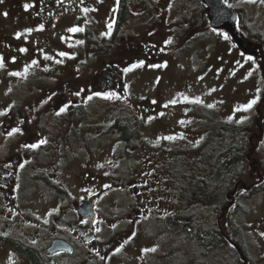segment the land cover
<instances>
[{
  "label": "flooded vegetation",
  "instance_id": "flooded-vegetation-1",
  "mask_svg": "<svg viewBox=\"0 0 264 264\" xmlns=\"http://www.w3.org/2000/svg\"><path fill=\"white\" fill-rule=\"evenodd\" d=\"M106 1L0 4V264H264V18L251 21L244 6L231 4L233 35L215 28L255 73L247 105L257 103L238 120L203 115L195 157L186 161L192 147L180 140L169 148L147 145L162 111L128 95L140 70L165 56L159 33L140 39L134 29L137 9L149 10L151 2L132 0L123 20L122 0ZM169 2L176 4L160 6ZM74 27L83 31L71 33ZM33 61L26 77L9 74ZM138 63L144 66L133 68ZM14 129L20 131L10 136ZM230 132L241 143L225 157L221 140ZM40 141L46 143L35 150L25 147ZM231 158L239 171L209 195L215 164ZM172 219L190 227L173 230ZM199 222L223 242L204 247L195 236ZM151 224L157 230L149 231ZM147 233L150 247L137 248Z\"/></svg>",
  "mask_w": 264,
  "mask_h": 264
},
{
  "label": "rangeland",
  "instance_id": "rangeland-1",
  "mask_svg": "<svg viewBox=\"0 0 264 264\" xmlns=\"http://www.w3.org/2000/svg\"><path fill=\"white\" fill-rule=\"evenodd\" d=\"M149 1V10L137 9L134 29L140 39L159 33L156 41L159 40L164 45L165 56L150 71L140 70L133 88L128 89V95L137 101H155L157 107H160L157 111L163 113L160 115V112H156L152 132L145 136L147 145L154 144L158 148L175 147L178 140L168 141L163 137L183 135L185 139L180 141L192 147L187 149L186 161H192V157H195V131L201 124V119H205L203 115L226 118L230 114L238 120L246 112H236L235 109L247 106L248 99L255 96V73L249 76L241 56L232 53L223 35L210 30L208 23H204L203 16L196 22L191 21L194 15L205 13L201 0H176V4L175 1L169 2L165 7L160 6L164 0ZM225 1L229 5L244 6L251 21L264 18V9L261 10L264 3L260 0L256 3H248L247 0ZM106 3H112V0H107ZM195 24L198 25L194 28ZM99 28L100 31L104 30L101 23ZM191 28L194 30L189 31ZM169 40L172 43L167 48ZM161 65L164 67H160ZM212 89L216 91L213 92ZM184 97L188 100L199 99L201 103L176 105ZM174 99L177 103L172 105L170 102ZM165 104L169 106L163 107ZM208 105L214 107L210 108ZM180 121L185 123L181 124ZM256 208L253 207L252 210L257 211ZM157 227L158 225L151 224L148 225V230L154 231ZM151 236L149 233L145 234L146 238L141 240L137 248L150 247L148 243Z\"/></svg>",
  "mask_w": 264,
  "mask_h": 264
},
{
  "label": "trees",
  "instance_id": "trees-1",
  "mask_svg": "<svg viewBox=\"0 0 264 264\" xmlns=\"http://www.w3.org/2000/svg\"><path fill=\"white\" fill-rule=\"evenodd\" d=\"M197 1V0H196ZM132 0H122V3L119 7V15L121 19H125L126 16L128 15V5H130V3H132ZM191 10V9H190ZM194 15V14H193ZM195 17H192L191 21L192 22H196L197 19L202 18L203 16V20L205 21L204 23H207V17L205 16V13L202 14H196L194 15ZM198 24L194 25V28L197 26ZM200 27V24H199ZM194 28L188 29L189 31L194 30ZM121 135H122V139L123 140H128L129 135H130V130L127 126H123L121 129ZM241 141L238 139H232V134L230 133H226L224 138L221 140V149L222 151H224V154H222L223 156L227 154V151H229L231 149V144L235 145V150H237L238 145H240ZM226 153V154H225ZM235 156L237 157L238 154H235ZM219 163V164H218ZM215 164V172L213 174V176L208 180V184L206 185V190L208 191V194L210 195V192L212 189L218 187L219 189H224L228 183V180L231 178V176L237 172V170L239 171V164H238V160L236 161V163L233 165V159L231 158L230 160L224 159L222 162H218ZM211 189V190H210ZM215 204V203H214ZM206 215L203 214V216L201 215V217H205ZM204 219V218H203ZM198 225V230H196L195 232V236L196 239L198 241H200L204 247L207 248H213L215 246H217L218 244L222 243L223 240L221 238V236H214L212 233H210L209 230H207L203 225L204 221H203V225L197 224ZM201 226V227H200ZM170 227L173 230H178L181 227L183 229H185L186 227H190V224H179L178 222L175 221V219L170 220ZM190 233H191V229H190ZM201 235V236H200ZM194 241V240H193ZM36 264L37 261H35Z\"/></svg>",
  "mask_w": 264,
  "mask_h": 264
},
{
  "label": "snow or ice",
  "instance_id": "snow-or-ice-1",
  "mask_svg": "<svg viewBox=\"0 0 264 264\" xmlns=\"http://www.w3.org/2000/svg\"><path fill=\"white\" fill-rule=\"evenodd\" d=\"M84 2V0H80V3L82 4ZM116 2H117V4H119V0H116ZM247 2L248 3H256L257 2V0H247ZM260 2L261 3H264V0H260ZM3 3V0H0V4H2ZM61 3H63V0H61ZM31 6L30 5H25L24 6V10L27 12L28 10H29V8H30ZM229 7H230V5H229ZM82 11L85 13V14H87L88 12H94V11H96V9H94V8H92V9H89V8H84V9H82ZM116 11V9L114 8L113 9V12H115ZM4 16H7V13H4L3 14ZM115 23V20L113 19L112 20V22L111 23H109L108 25H107V27H108V35H111V31H112V27H113V24ZM36 31H43V27L41 26V27H39V28H37L36 29ZM69 31L71 32V33H76V32H81V31H83V29L82 28H78V27H74V28H72V29H69ZM26 34H28V35H30L31 34V32L29 31L28 33H26ZM21 38V34L20 33H17L16 34V37H15V39H17V40H19ZM226 40L228 39V37L227 36H225L224 37ZM168 44H171L172 43V41L171 40H169L168 42H167ZM70 47L72 46V45H69ZM26 50L25 49H23V48H21L20 49V52L21 53H23V52H25ZM57 55H59V56H61L62 58H63V56H64V54L63 53H58ZM69 58H71V57H69ZM44 59L45 60H50V59H52L51 57H49V56H44ZM245 59L246 60H251L252 58L251 57H245ZM14 62V61H13ZM62 62V60H57V61H55V63H61ZM36 61H33L32 62V64L31 65H29V66H27L25 69H24V71H23V73H9L10 75H12V76H27V74H28V72H29V69L30 68H32V67H35L36 66ZM3 66H4V64H3V61L2 60H0V68H3ZM144 65H143V63H138V64H135V65H133V68H140V67H143ZM160 67H164V65H161ZM241 67H243V65H241ZM133 68H129V69H127V71H132L133 70ZM47 69H45V71H46ZM235 73H233V75H234ZM251 75V73H249V76ZM200 79H203V77H201ZM157 83H159V79L157 80ZM127 90V89H126ZM125 90V91H126ZM212 91L214 92V91H216L215 89H212ZM209 94H211V93H209ZM93 97H91V96H89L88 97V99L89 100H91ZM104 99H112L113 97L112 96H104L103 97ZM117 99H119V97H116ZM181 103H192V104H200L201 103V101L199 100V99H196V100H188V98L187 97H184L181 101H180ZM153 103L155 104L156 102L155 101H153ZM172 105H175L176 103H177V100H172L171 102H170ZM257 103V101L256 100H252L247 106H245V107H243V108H237V109H235V111L236 112H248L252 107H253V105H255ZM169 105L168 104H165L163 107H165V108H167ZM208 107H214V105H208ZM61 111H64V109H62ZM0 115H4V113H0ZM57 115H60V113L58 112L57 113ZM160 115H163V113H161ZM241 122H243V121H241ZM180 123L181 124H184L185 122L184 121H180ZM20 130L19 129H14L13 130V132H11V133H9V135L11 136V135H13V134H15L16 132H19ZM163 139L164 140H168V141H174V140H183V139H185V137L183 136V135H179V136H168V137H163ZM44 143H46V141H40V143L39 144H35V145H31V146H25V147H31L33 150H35L36 148H39L40 146H41V144H44ZM157 144L159 143V140H157V142H156ZM20 167L21 168H23V165H20ZM106 187H108V186H106ZM97 231H99V229H97ZM120 251V249H117V252H119ZM145 251H151V252H155L156 251V249L155 248H152V249H147V250H145Z\"/></svg>",
  "mask_w": 264,
  "mask_h": 264
},
{
  "label": "water",
  "instance_id": "water-1",
  "mask_svg": "<svg viewBox=\"0 0 264 264\" xmlns=\"http://www.w3.org/2000/svg\"><path fill=\"white\" fill-rule=\"evenodd\" d=\"M207 7L210 25L213 27L222 26L233 35V25L236 14L233 9L227 6L223 0H203ZM241 44V40L236 38Z\"/></svg>",
  "mask_w": 264,
  "mask_h": 264
},
{
  "label": "bare ground",
  "instance_id": "bare-ground-1",
  "mask_svg": "<svg viewBox=\"0 0 264 264\" xmlns=\"http://www.w3.org/2000/svg\"><path fill=\"white\" fill-rule=\"evenodd\" d=\"M203 150V149H202ZM204 151V150H203ZM203 159V158H202ZM219 164V163H218ZM213 166V165H212ZM174 175V174H173ZM192 180V179H191ZM185 198V197H184ZM187 205V204H186ZM186 205H185V207H186ZM188 212V211H187ZM199 212V211H198ZM196 213V212H195ZM206 214H208V213H206ZM189 216V215H188ZM203 216V215H202ZM192 218V217H191ZM193 220V219H192ZM200 223V222H199ZM192 224V223H191ZM201 227V226H200ZM212 232V231H211ZM180 242V241H179Z\"/></svg>",
  "mask_w": 264,
  "mask_h": 264
}]
</instances>
